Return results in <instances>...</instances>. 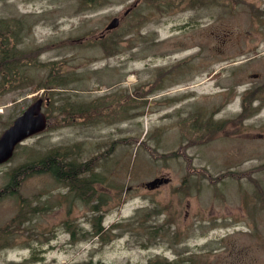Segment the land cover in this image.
<instances>
[{
  "label": "rangeland",
  "instance_id": "1",
  "mask_svg": "<svg viewBox=\"0 0 264 264\" xmlns=\"http://www.w3.org/2000/svg\"><path fill=\"white\" fill-rule=\"evenodd\" d=\"M133 1L0 0L24 60L4 68L0 134L40 95L49 122L0 166V264H264V0H169L172 15L144 0L123 17ZM58 152L98 158L93 201L48 172L11 186Z\"/></svg>",
  "mask_w": 264,
  "mask_h": 264
},
{
  "label": "trees",
  "instance_id": "2",
  "mask_svg": "<svg viewBox=\"0 0 264 264\" xmlns=\"http://www.w3.org/2000/svg\"><path fill=\"white\" fill-rule=\"evenodd\" d=\"M252 98L253 97H251L249 101H251ZM84 114L85 113H83V115ZM58 151L60 150L58 149ZM60 154L61 153L58 152V154H55L53 156L48 155L47 157L44 158L43 161H40L39 166H41V170L50 172L58 182L67 183L69 189L72 190L73 193L75 191L76 192L75 194L79 195L85 201L87 202H90L91 200L93 201L92 194H95L93 184L96 181V179H93L94 172L91 168H92V162H94L98 158L94 157L93 159L89 161H82V162H77L75 160L64 162L60 158L61 156ZM179 154H181V151H176L175 153H171V155H179ZM21 167H23V170L19 171L17 169L11 173V176H10L11 183L15 184L17 182V177H18L19 172H22V171H24V173L26 172V165H23ZM227 174L232 175V176L238 175L232 172H229ZM27 175L28 174H26L25 176ZM92 179L94 182L92 181ZM20 214L22 213L19 212L18 215ZM95 219L97 223H93V228L95 231H98V232H95L94 234H96V236L97 235L99 236V234L101 233L100 231L103 230V227L101 229L98 218H95ZM150 263L151 262H149V264ZM174 264H176V262H174Z\"/></svg>",
  "mask_w": 264,
  "mask_h": 264
},
{
  "label": "water",
  "instance_id": "3",
  "mask_svg": "<svg viewBox=\"0 0 264 264\" xmlns=\"http://www.w3.org/2000/svg\"><path fill=\"white\" fill-rule=\"evenodd\" d=\"M118 26V19L113 18L106 26V30ZM41 100H37L23 115L16 118L13 124L0 137V163L6 161L12 154L14 146L27 136L40 132L45 128L46 120L40 113ZM155 181L147 184L153 187Z\"/></svg>",
  "mask_w": 264,
  "mask_h": 264
},
{
  "label": "flooded vegetation",
  "instance_id": "4",
  "mask_svg": "<svg viewBox=\"0 0 264 264\" xmlns=\"http://www.w3.org/2000/svg\"><path fill=\"white\" fill-rule=\"evenodd\" d=\"M183 3L184 0H176L178 2ZM142 0H136L131 5L133 6L131 10L136 8ZM167 3V2H166ZM172 14H177L179 12V8L170 7ZM4 21H0V91H4V58H9V54H4ZM22 66V64H19Z\"/></svg>",
  "mask_w": 264,
  "mask_h": 264
}]
</instances>
